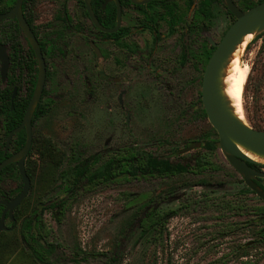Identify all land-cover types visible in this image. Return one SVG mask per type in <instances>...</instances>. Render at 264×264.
<instances>
[{
	"label": "rangeland",
	"instance_id": "obj_1",
	"mask_svg": "<svg viewBox=\"0 0 264 264\" xmlns=\"http://www.w3.org/2000/svg\"><path fill=\"white\" fill-rule=\"evenodd\" d=\"M56 1L62 0H43L40 12L50 15ZM236 1L241 4V0ZM216 13L209 34L218 41L231 21L224 5L219 21L218 7ZM137 15L129 10L124 25H135ZM83 22L90 25L88 19ZM136 39L148 46L152 37L142 32ZM4 40L0 32V42ZM73 47L68 60L58 66L48 64L51 75L46 103L51 108L34 128L36 146L29 160V167L37 169L39 181L21 207L17 228L0 234V247L12 250L0 253V264H40L22 237L21 223L38 201L45 204L55 199H68V208L63 212L43 206L41 219L49 234L40 244L56 247L47 264H264V245L255 249L251 222L253 208L264 205V201L251 193L245 195L249 187L243 177L219 148L210 150L207 146L219 137L208 119L198 115L195 87L194 92L185 91L188 72L182 73L176 94H169L158 90L161 80L155 81L154 73L142 61L133 60V69L123 68L112 47L107 49L108 57L99 61L84 40L77 39ZM166 55L164 50L161 56ZM241 63L250 66L243 94L245 120L264 129V33L248 42ZM22 73L19 85L24 95L34 75ZM13 74L18 70L11 65L8 77ZM120 77L126 80L125 85L115 83ZM86 80L91 81L90 88ZM5 87L0 74V91ZM124 88L128 93L121 107L119 98ZM3 120L0 115V129ZM4 142L0 132V146ZM124 148L149 152L194 169L203 165L207 170L198 174L191 170L173 179H137L96 187L83 179L72 196L59 187L61 173L71 175L72 158L77 154L79 161L90 163ZM15 183L7 180L4 186L14 187ZM260 183L264 190V179ZM147 195L153 200L152 207L162 214H176L143 236L139 223L147 209L128 204L133 197L143 199ZM236 205L244 207L240 215L228 210ZM246 252L249 255L243 257Z\"/></svg>",
	"mask_w": 264,
	"mask_h": 264
},
{
	"label": "flooded vegetation",
	"instance_id": "obj_2",
	"mask_svg": "<svg viewBox=\"0 0 264 264\" xmlns=\"http://www.w3.org/2000/svg\"><path fill=\"white\" fill-rule=\"evenodd\" d=\"M4 1L6 4V9L5 11L0 12V14L9 13L12 11L17 2V0ZM233 1L243 11H247L254 7L253 6L249 9H245L244 0H241V4H238L236 0ZM251 1L256 3L259 0L256 2L253 0ZM42 5L43 0H24L22 6L24 17L41 46L43 56L47 64V79L45 89L33 117V145L35 140L34 128L41 118L47 116V113L51 108L50 104L46 103V85L51 75L48 64L53 62L55 66L56 64L58 66L60 62L68 60L70 57V52L75 49L73 45L76 44L77 39L84 40V42L93 51L94 57L98 61L108 57L109 51L107 49L109 47H112L111 51H117V61L120 62V65H124L123 68L129 67L130 69H133V60L137 59L142 61L146 65L147 69L154 73V80H161L162 85L158 87V90L164 89L169 94H176L177 86L178 84H181L180 79L182 73L188 72V77L186 78L187 85L184 86L185 91L190 93L194 92L195 87L196 93L198 95V115L205 117L203 112L205 111V108L202 97L205 71L211 57L216 51V45L223 40L227 31L236 22V17L227 8L225 0L214 1L211 5L207 6V12L204 8V0H155L146 5H137L131 0H100V5H98L96 2L97 11L94 9V0H91V7L96 18L98 19L99 23L107 30H114L118 27V12L120 10L121 24L118 30L113 33L102 31L96 27L89 14L86 0H62L61 2L56 1V9L53 10L50 15H44L40 12V6ZM222 5H224L226 9L227 16L229 17L231 23L223 32L222 36L219 37L218 41H215V39L209 33L211 31L212 25L217 20V7L218 21L221 19L220 8ZM131 9L135 10L138 14L136 16V23L135 25L125 26L124 18L127 12H129ZM113 12L115 14V24L113 26H108V22L111 20V14H113ZM84 18L88 19L90 24L89 26L83 22ZM162 29H165V31ZM0 32L3 33L5 38V40L0 42V44H3L7 48V52L10 57V67L12 65L18 70L17 75L13 74L11 77H7L5 81L7 87L12 78H15L14 80H16V85L13 89V95L11 98L12 109L14 108L13 104L15 100L25 101L29 99L27 106L28 109L34 95L39 75L38 61L35 51L33 50L28 37L20 27L17 18L7 19L3 22H0ZM142 32L151 35L152 39L150 45H142V43L136 39L138 35H141ZM90 34L93 36L87 38ZM205 35H207L206 38ZM99 43H102L103 46L99 47ZM164 50L168 51V55H166V57L161 56ZM169 55L170 57H168ZM31 60H35L37 62L35 66L37 73H32L28 68ZM22 71H25V74L34 75L32 76L34 79L30 80V87L27 89L24 95H22L19 85L23 74ZM35 77L36 84L33 88ZM88 80H86V85L88 88H90L91 81ZM114 81L115 83H122L123 85L126 84V80L121 77L116 78ZM32 89L33 91L31 93ZM127 93L128 91L125 88L120 93L119 104L121 107H124V96ZM52 103V105H55L54 101ZM40 110H45L47 112L46 114H42L39 112ZM36 114H40L37 119ZM206 118L208 119L207 116ZM129 121L130 115L128 114L126 118L127 125H129ZM2 128L3 129H0V132H3L4 134V120ZM21 132L25 133L27 140L26 130ZM14 137L8 150L6 141L4 148L5 158L0 163V165L5 160L21 151L25 146L24 144V146L19 151H15L13 146ZM32 148L25 161V166H27V163H30L29 160L32 156ZM125 149H134L135 151L140 152L135 148H124L113 154H117ZM111 155L107 157H110ZM78 159H80L79 154H77L76 158H72L74 161V169L85 166L87 168L86 173L91 171V165L93 162L88 163L86 161V163L81 160L79 161ZM11 165L15 166L14 173L11 174L10 171L5 172L6 169ZM189 168L194 169L193 167ZM74 169L72 170L71 175L73 174ZM62 174H65V177L58 181V185L59 187L64 188L66 192H69V190L67 191L66 189V178L70 176L67 177V171H63ZM27 175L30 178V191L23 202L14 209V220H12L10 211L7 210V204L15 200L22 193L24 189V180L20 174L17 163L9 164L0 172V220L5 217L4 226L8 229L0 232V234L13 232L17 228L18 220L16 218V214L19 210H21V207L29 197L32 188L38 185L37 182L39 180L36 168H30V176L28 172ZM83 179L89 183V178L85 175V177H79L78 185ZM7 180H14L16 185H14V187H9V185L4 186ZM69 194L70 196L73 195L70 192ZM55 200L59 201L58 199ZM63 200L65 199H62L59 202ZM43 206L45 207L43 201H38V203L35 205L34 211H32V214L25 216L21 223V234L28 249L29 242L27 238H29L30 235H35V238H37L39 241L38 244H40L41 241H45L48 236L47 235L45 239L40 238L44 229V223L41 219V215L44 211ZM29 220H32L31 225L33 228L30 233H28L26 226ZM37 224L40 225V228L34 229Z\"/></svg>",
	"mask_w": 264,
	"mask_h": 264
},
{
	"label": "water",
	"instance_id": "obj_3",
	"mask_svg": "<svg viewBox=\"0 0 264 264\" xmlns=\"http://www.w3.org/2000/svg\"><path fill=\"white\" fill-rule=\"evenodd\" d=\"M137 5H146L155 0H131ZM24 0H17L12 11L0 14V22L7 19L17 18L20 27L28 37L29 42L38 61L39 75L31 103L25 113L22 123L13 130L7 141V150L16 134L26 130L27 140L21 151L5 160L0 165V172L11 163H17L20 174L24 180L22 193L12 202L7 204L11 219L14 220L13 211L27 197L30 191V178L26 172L25 161L33 145V117L36 108L43 96L47 79V64L43 56L41 46L27 23L22 6ZM227 8L236 17V22L230 27L223 40L216 45V51L211 57L205 71L203 82V104L212 127L218 134L219 141L217 147L224 153L230 165L243 177L246 185L264 201V190L256 183V179L263 178L264 172L256 171L250 166L262 165L250 157L248 153L264 160V130H257L250 126L245 118L242 120L232 108L231 102L224 94L223 78L225 70L230 63V59L238 46L241 45L248 35L257 36L264 33V1L253 8L243 11L233 0H225ZM89 14L93 23L100 30L113 33L121 24V12H118V27L114 30L105 29L96 18L91 0H86ZM1 78L6 81L10 69V57L6 46L0 44ZM5 217L0 220V232L8 230L4 226Z\"/></svg>",
	"mask_w": 264,
	"mask_h": 264
},
{
	"label": "trees",
	"instance_id": "obj_4",
	"mask_svg": "<svg viewBox=\"0 0 264 264\" xmlns=\"http://www.w3.org/2000/svg\"><path fill=\"white\" fill-rule=\"evenodd\" d=\"M214 1L217 0H204V8L207 12V6L211 5ZM264 0H259L256 3H253L251 0H244L245 3V9H249L253 6H256L259 3H262ZM96 2L98 5H100V0H94V9H96ZM5 1L0 0V12L5 11ZM2 8V9H1ZM114 12L111 14V20L108 22V26H113L115 24V17ZM36 61L31 60L28 68L33 73H37ZM15 78H12L10 80L9 85L0 92V115L4 118V136H5V142L0 146V163L4 160V148L6 145L7 137L9 133L16 128H18L23 121L29 99L25 101H19L15 100L14 102V108L12 109L11 104V98L13 95V89L16 85ZM36 84V77L35 81L33 83V88ZM33 89L31 90L32 93ZM31 96V95H30ZM42 114H46L47 111L40 110L39 111ZM204 112L205 117L206 112ZM36 119L40 116V114H36ZM252 127L257 130H264L260 128L257 125H253ZM26 141V135L24 132H21L14 137L13 146L15 148V151H19L25 144ZM217 140H211L207 144L210 150L217 149ZM36 146V140H34V145L31 151V154H33ZM54 147V146H53ZM54 149H56L54 147ZM51 150H49L50 152ZM55 151V150H53ZM252 168H254L256 171L262 172L264 169V166L262 165H254L250 164ZM15 166L11 165L9 166L5 172L10 171V173H14ZM27 172L30 176V167L29 163H27ZM194 173H200L202 171L207 170V168L203 165L199 166V169H192L188 166H185L181 163H173L167 158H161L152 155L149 152L140 151L137 152L134 149H125L123 151H120L117 154H113L110 157L104 158V159H95L91 165V171H88L86 173L87 168L85 166H82L81 168H76L73 171V174L70 175V177L66 178L67 191L71 194H75V190L78 186V180L79 177H85V175L89 178V184H91V187H96L99 185H111V184H117V183H125L130 182L137 179H173L179 176H182L186 173L191 172ZM65 174L60 175V179L64 178ZM261 179H257L256 183L261 186L260 183ZM203 186V185H202ZM264 188V187H263ZM245 195H248L249 193L256 195L255 192H253L250 189H246L243 192ZM149 195L142 198H131L129 201L128 206L131 208L138 207V210H145L147 209V212L140 220V228L141 233L143 236H148L152 232H155L157 229H159L163 222L168 219V216L171 217L176 214V211H172L168 214H162L157 208L151 206V202H153L152 198L148 197ZM144 200V201H143ZM138 203H140L138 205ZM150 207V208H149ZM46 209H60L61 211L65 212L68 208V199H65L61 202L57 200H53L51 202L45 203ZM242 205H236V207L230 206L228 210L234 211L236 214L240 215L241 210H243ZM19 212L16 214V218L18 220L19 218ZM253 215H252V225L254 227L255 232V239H254V246L255 249H257L259 246L264 245V205H257L253 208ZM32 220H29L27 223V231L30 233V231L33 229L31 225ZM40 228V225L37 224L34 229ZM48 231L46 230V227L44 226L43 234L41 235V239H45L48 235ZM29 242V251L31 252L32 256L40 263V264H47V259L50 254L55 251L56 247L54 245H48L47 247L45 245L38 244V239L35 238V235H30L29 238H27ZM40 247V248H38ZM12 251L11 249H7L6 247H0V253H8ZM243 257H246L249 255V253H243ZM250 264V262L246 263Z\"/></svg>",
	"mask_w": 264,
	"mask_h": 264
},
{
	"label": "bare ground",
	"instance_id": "obj_5",
	"mask_svg": "<svg viewBox=\"0 0 264 264\" xmlns=\"http://www.w3.org/2000/svg\"><path fill=\"white\" fill-rule=\"evenodd\" d=\"M252 38L253 35H248L244 39L243 43L238 46L237 50L230 59V63L225 70L223 78L224 94L231 102L235 114L242 120L245 118L246 110L243 103V94L248 79L250 66L241 63V55L248 42H250ZM247 155L251 159L264 164L263 159H260L259 157L250 153Z\"/></svg>",
	"mask_w": 264,
	"mask_h": 264
}]
</instances>
